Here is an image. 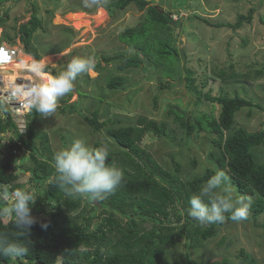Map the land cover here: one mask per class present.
Segmentation results:
<instances>
[{
	"label": "trees",
	"instance_id": "obj_1",
	"mask_svg": "<svg viewBox=\"0 0 264 264\" xmlns=\"http://www.w3.org/2000/svg\"><path fill=\"white\" fill-rule=\"evenodd\" d=\"M104 1L102 0L101 6L105 7L112 17H116L118 10L125 9L132 3L141 10L150 4L146 0H108V3ZM256 9L253 7L247 14H239L235 23H212L209 19L199 17L208 25L236 30L244 23L252 22ZM7 18V14L0 16V27ZM261 19L264 21L262 16ZM40 23L39 17L33 13L31 20L21 26V40L25 50L37 60H41L42 56L33 48L31 40ZM177 24L178 20L170 10L161 11L157 5H150L143 21L135 27L127 28L121 35L125 44L135 48V53L127 55L120 52L113 57L104 58L107 61L118 60L117 68L120 71L138 67L149 72V77L152 76L149 65H153L159 72L153 75L159 82V88H172L176 85L175 81L182 79V50L175 44ZM148 25L153 26L155 35L164 34V37L159 39L158 49L152 51L147 58L141 51L145 50L146 46H138L137 43L147 35L145 27ZM8 39L14 42L11 36ZM152 45H155L153 41ZM185 72L187 86L196 93L199 100L204 97L221 106L218 116L206 112L193 115L177 108L171 109L175 115L174 123L186 136L185 145L191 140L193 133L204 131L216 134L211 138L214 150L209 152L208 157L215 161L217 168L207 167L201 175L192 174L187 177L183 164L175 155H172L174 167L166 168L141 144L148 132L171 142L180 141L182 138L175 133L177 130L170 128L167 121L158 122L140 115L135 123L117 125V119L102 122L99 111L88 116L78 110L77 102L68 105L71 111L77 110L95 132L104 125H110L107 130L116 147H110L108 160L114 161L120 168L124 182L102 201L66 197L56 186L53 150L48 134L32 127L21 133L9 115L7 123L9 127L14 126L16 129L13 130L16 142L13 141L9 147L15 152L28 150L34 164L30 168L31 180L38 189V197L32 205V215L36 218V223L22 237L16 234L13 217L5 222L3 215H0V232L6 233L9 240L27 249L24 255L15 259L0 255V264H11L14 260L17 264H57L59 261L62 264H168L169 248L177 246L183 238H186L187 250L182 258L175 260L173 264H205L203 260L192 257L191 248L205 247L209 239L220 233L218 226L224 222L201 226L187 213L191 195L198 192L200 186L218 169L227 173L240 195L251 197L250 217L258 225L256 220L264 212V158L261 155L264 152V122L260 130L250 131L236 125V113L244 107H248L252 113L254 109L264 110V106L247 96H230L227 93L213 96L210 91L203 92V89L195 84L196 78L192 76L194 72L187 67ZM214 72L222 79L250 74L234 71L226 73L223 69ZM255 72L263 76L264 66ZM163 78L168 81L164 82ZM108 86L125 87L124 76L111 77ZM64 108H67V105ZM7 113L9 114V110ZM2 128L5 129V126ZM1 142L0 137V188L15 191L21 188L22 184L17 181V167L9 160L2 159ZM192 165H198L195 158H192ZM184 174L186 178H183ZM84 201L89 205L83 204ZM2 204L0 202V207ZM171 206H178L181 212H178L174 222H166L171 214ZM226 219L232 221L228 214ZM96 222L97 226L93 227ZM147 222L152 225L147 226ZM43 224H47V227H42ZM225 243L226 237H222L219 244ZM239 255L238 264H258L254 255L245 248L240 250ZM210 264L234 263L229 258L222 257L211 261Z\"/></svg>",
	"mask_w": 264,
	"mask_h": 264
},
{
	"label": "rangeland",
	"instance_id": "obj_2",
	"mask_svg": "<svg viewBox=\"0 0 264 264\" xmlns=\"http://www.w3.org/2000/svg\"><path fill=\"white\" fill-rule=\"evenodd\" d=\"M104 2L108 3V0ZM148 2L150 4L144 10L132 3L125 9L118 10L117 16L112 17L105 7L101 5L85 7L82 0H0V16L8 15L1 27L0 41H8L19 49L20 62L23 60L22 55L27 53L24 42L21 40V26L31 20L33 13L39 17L41 23L34 31L31 43L33 48L41 54V60L44 61L50 56L45 61L48 73L55 74L62 70L75 56H91L95 61L93 72L79 75L74 83L73 91L59 99L53 116L41 118L35 114L34 110L32 112L25 110L14 114V117L11 116L13 120L20 121L18 125L21 124L20 126L24 128L27 124L28 128L32 127L34 130L48 134L53 159L58 150L68 147L79 138H84L92 147H97L101 143H107L112 148L116 147L113 137L107 130L109 124L95 132L77 110L71 111L68 108L69 104L77 102L78 110H82L88 116L99 111L102 122L117 119L119 120L117 125H125L135 123L140 115L158 122L167 121L170 128L177 130L175 133L182 138L180 141L171 142L148 132L141 142L166 168L174 167L172 155H175L176 159L183 164L187 177L192 174L201 175L207 167L217 168L215 161L208 157L209 152L214 150L211 138L216 134L204 131L193 133L191 140L185 145L186 136L174 123L175 115L171 109L177 108L182 112H191L193 115L201 112L214 113L216 116L221 110L219 104H214L204 97L199 100L196 93L188 88V82L185 79L186 67L194 72L192 76L196 78L195 84L203 89V92L210 91L213 96L221 93H227L230 96H247L264 106V75L259 76L255 72L256 69L264 66V21L261 19V16L264 19V0H153ZM150 5L160 6L163 11L170 10L179 23L175 28L177 35L175 44L182 50L180 64L182 79L175 81L176 85L172 88H159V82L153 76L159 72L153 65H149L152 71V76L149 77V72L138 67L120 71L117 68L118 60L107 61L104 58L113 57L120 52L127 55L135 53V48L125 44L121 40V35L127 28L135 27L143 21ZM253 7L257 9L252 22L244 23L240 29L236 30L230 27L208 25L199 17L209 19L212 23H235L239 14H247ZM145 28L147 35L137 44L146 46L145 50H140L148 58L152 51L158 49L159 39L163 38L164 34L155 35L153 26L150 25ZM10 36L14 42L8 39ZM134 41L137 42L136 39ZM152 41L155 44L154 47ZM30 55L32 59H36L33 54ZM221 69L226 73L234 71L243 74L250 72V74L222 79L214 72ZM13 70L17 72V78L31 77L25 67L20 68L16 65L0 68V77L2 76L4 80L8 79V73H14ZM115 75L124 76L125 87L108 86L110 78ZM17 78L11 81L17 82ZM162 80L168 81L167 78ZM178 82L180 84L177 85ZM1 93L2 90L0 96ZM66 105L67 108H64ZM8 117L7 112L0 113L2 159L9 160L13 166L17 167L16 171L19 174L17 181L22 184L21 188L30 187L38 194V189L31 180L30 168L34 164L28 150L22 149L15 152L9 147L13 141L16 142L13 130H19V128L18 126L16 129L14 126L9 127ZM263 122L264 110L254 109L250 113V109L244 107L236 113V125L250 131L260 130ZM3 126L5 129L2 128ZM24 128L21 130H25ZM261 155L264 158V152ZM192 158L198 161L196 167L192 165ZM186 174L183 178H186ZM226 183L234 196L240 195L232 179ZM8 191L11 193L13 190L8 189ZM83 204L89 205L86 201ZM170 210L171 214L166 222H174L178 212H181L178 206H171ZM251 214L250 209L248 217ZM3 217L5 222H8L11 216ZM256 222L258 225L251 217L240 222L225 219L224 224L218 226L220 233L209 239L205 247L191 248L192 257L203 260L205 264L227 257L234 264H238L240 250L245 248L247 252L254 255L258 264H264V212L258 216ZM146 225L151 226L152 223L147 222ZM96 226L97 222L93 224V227ZM222 237H226L225 245L219 244ZM185 242L186 238H183L177 246L169 248L168 264H173L175 260L182 258L187 250ZM11 264L17 263L14 260ZM57 264L62 263L59 261Z\"/></svg>",
	"mask_w": 264,
	"mask_h": 264
},
{
	"label": "clouds",
	"instance_id": "obj_3",
	"mask_svg": "<svg viewBox=\"0 0 264 264\" xmlns=\"http://www.w3.org/2000/svg\"><path fill=\"white\" fill-rule=\"evenodd\" d=\"M82 3L90 8L100 6L102 0H82ZM0 43L14 47L8 41ZM15 49L16 58L10 61L11 63L1 65L0 68L20 61V51ZM94 68L93 57L75 56L62 70L49 74L45 61L33 59L25 65L26 71L32 77L28 79L32 82L15 84L5 79L4 85L10 87L8 91L11 97L21 100L26 110L29 112L34 110L41 118H47L55 114L59 99L73 91L76 78L84 73H92ZM14 73H8V76ZM6 104L7 102L0 96V113L9 110V115L14 117L15 113L13 114ZM13 121L19 132L24 133L28 130L27 124L24 128L20 126L21 124L18 125L20 121ZM20 127L25 130H21ZM110 151L107 143L92 147L84 138L76 139L68 147L58 150L54 154L56 186L66 197L72 199L90 198L99 201L106 199L124 182L120 168L114 161L108 160ZM229 179L225 171L217 170L200 186L198 192L191 195L187 214L199 225L223 223L226 214L235 222L248 218L252 205L251 197L234 196L226 183ZM37 197L30 187L17 188L11 193L7 188L0 189V202L4 205L0 207V215L13 217L18 237L24 236L36 223V218L32 215V205ZM42 227L46 228L47 224H43ZM26 252L25 247L9 240L6 233L0 232V255L15 259Z\"/></svg>",
	"mask_w": 264,
	"mask_h": 264
},
{
	"label": "built area",
	"instance_id": "obj_4",
	"mask_svg": "<svg viewBox=\"0 0 264 264\" xmlns=\"http://www.w3.org/2000/svg\"><path fill=\"white\" fill-rule=\"evenodd\" d=\"M16 55H17V51L14 47H7L6 45L0 43V66L1 65L4 66L6 65V63L13 61L16 58ZM29 82H32V80L23 79L22 77L21 78L19 77L17 79V82L15 81L14 83L22 84V83H29ZM9 88L10 87H6L4 85V79L1 76L0 77V91L2 90L1 97L3 101L7 102L6 105L8 106V108L13 114L24 112L26 109L23 107L22 101L11 97L8 91Z\"/></svg>",
	"mask_w": 264,
	"mask_h": 264
},
{
	"label": "bare ground",
	"instance_id": "obj_5",
	"mask_svg": "<svg viewBox=\"0 0 264 264\" xmlns=\"http://www.w3.org/2000/svg\"><path fill=\"white\" fill-rule=\"evenodd\" d=\"M77 14V13H76ZM2 27V26H1ZM1 27H0V33H1ZM22 58H23V60L20 62H17V63H15L14 65H16L17 67H20V68H22V67H25V65L26 64H28L29 62H31L33 59H32V57H31V55H29V54H24V55H22ZM50 58V56H48V57H46L45 59H44V61H47L48 59ZM50 74V73H49ZM16 78V72L14 73V74H11L9 77H8V79L9 80H14Z\"/></svg>",
	"mask_w": 264,
	"mask_h": 264
},
{
	"label": "water",
	"instance_id": "obj_6",
	"mask_svg": "<svg viewBox=\"0 0 264 264\" xmlns=\"http://www.w3.org/2000/svg\"><path fill=\"white\" fill-rule=\"evenodd\" d=\"M146 1H153V0H146ZM154 1H159V0H154ZM158 8L163 11V8H161L160 6H158Z\"/></svg>",
	"mask_w": 264,
	"mask_h": 264
}]
</instances>
